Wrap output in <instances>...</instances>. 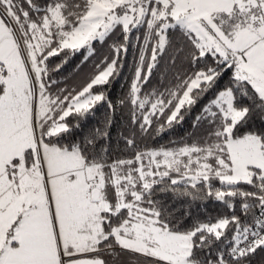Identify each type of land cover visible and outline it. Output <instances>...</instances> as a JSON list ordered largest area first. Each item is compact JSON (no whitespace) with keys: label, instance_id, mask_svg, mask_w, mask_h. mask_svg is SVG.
<instances>
[{"label":"snow or ice","instance_id":"obj_1","mask_svg":"<svg viewBox=\"0 0 264 264\" xmlns=\"http://www.w3.org/2000/svg\"><path fill=\"white\" fill-rule=\"evenodd\" d=\"M117 32L111 58L80 87H59L71 55L86 49L87 61ZM129 47L138 59L113 103L106 89ZM102 104L104 126L72 138ZM117 106L134 127L113 157ZM196 109L191 143L139 142ZM257 113L264 0H0V264H250L264 251ZM158 193L227 211L185 227Z\"/></svg>","mask_w":264,"mask_h":264},{"label":"trees","instance_id":"obj_2","mask_svg":"<svg viewBox=\"0 0 264 264\" xmlns=\"http://www.w3.org/2000/svg\"><path fill=\"white\" fill-rule=\"evenodd\" d=\"M27 7V5H25ZM113 41H122V36L117 32L110 40L106 43L101 44L100 42H94L95 51L88 58L87 61L83 60V57L87 55L86 49H81L80 52L71 55L68 63L64 66L62 77L66 78L61 80L59 87H80L92 74L94 70V65L99 63L101 59L105 56L111 58L112 51L110 45ZM64 58L63 54L59 57L51 58L52 63H59ZM138 59V52L131 47H129L127 53L124 55L122 67L120 69L119 76L113 80V82L107 87V93L113 103L128 92L129 84L131 83L132 75L134 72L133 65ZM79 65V67H77ZM60 79V77H57ZM228 80V76H225L221 81H219L218 88H223ZM158 83V77L154 78L152 84ZM151 87V85L149 86ZM211 95V94H209ZM193 114L186 117L185 121L175 127L161 133L156 134V129L159 127L158 123L153 125L150 134L143 137L139 142L142 146L146 145L148 147L159 148L161 146L174 147L179 145L182 141H188L190 135L193 132H197L200 135L203 130H194L191 127ZM109 110L106 104L98 105L95 109L94 114L87 117V119L81 121L82 127L73 131L72 138H79L90 132L94 128L103 127L104 122L109 118ZM112 127H111V148L113 150L112 155L120 156L126 153H121L118 149L124 147L123 141L120 139L121 136H127L129 134L130 128L134 127L130 124V118L128 109L123 106H117L116 110L111 113ZM72 122L71 119L69 121ZM162 123V121H161ZM250 127L252 128H264V120L260 119V114L257 113L253 116ZM247 187V186H245ZM157 200L163 201L170 209L175 210V215L177 217L184 218V226L188 227L193 224L194 221H204L208 218H215L219 215L225 214L226 209L219 202L214 200H191L190 198H178L174 199L171 193H158L155 197ZM188 215L185 217V213ZM125 264H131L130 260L125 258ZM250 264H264V251H258L252 258Z\"/></svg>","mask_w":264,"mask_h":264}]
</instances>
